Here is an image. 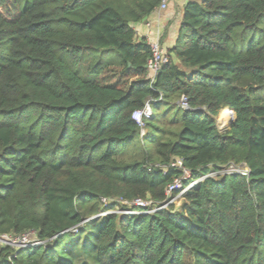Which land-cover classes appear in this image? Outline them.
Here are the masks:
<instances>
[{"label":"trees","instance_id":"1","mask_svg":"<svg viewBox=\"0 0 264 264\" xmlns=\"http://www.w3.org/2000/svg\"><path fill=\"white\" fill-rule=\"evenodd\" d=\"M161 2L0 0V264H264V0H188L150 80Z\"/></svg>","mask_w":264,"mask_h":264},{"label":"built area","instance_id":"2","mask_svg":"<svg viewBox=\"0 0 264 264\" xmlns=\"http://www.w3.org/2000/svg\"><path fill=\"white\" fill-rule=\"evenodd\" d=\"M169 0H162L160 6L156 10H165L167 3ZM151 21L146 22V28L147 31L144 34L145 39L147 40L149 47H150V57L146 61V69H147V74L150 80H154L155 76L157 73L160 71V69L169 61V54L168 52L162 47L160 43V30L155 28V30H152L151 27ZM180 105L184 107L185 109L187 108L186 105V99L184 97L181 98L180 100ZM229 110V109H228ZM229 113L231 116V110H229ZM151 116V108L148 104H146L143 108L134 110L132 112V118L135 120V122L140 126L143 127V119L144 118H149ZM168 167L176 168L181 170L182 174L179 178L174 179L172 183H170L166 190V201L160 206L163 207L167 205L168 203H172L177 201V198L183 194L188 188L196 184L201 180L195 179L184 185V180H187L189 178V171L185 169L182 165V161L179 158H175ZM167 168V167H166ZM166 168H163L164 171H166ZM239 173L241 175H248V168L244 165H228L226 167H223L219 169L215 174H224V173ZM174 191H179L177 195L172 196V193ZM104 200V199H103ZM124 204L128 206L126 210L122 211L124 213H136L138 212L137 210L133 209V206L136 207H150L152 205V202L149 200H143V199H134L130 202L123 201ZM0 244H5V245H11L13 247L17 248H24V247H29L32 245H37L39 244L38 241H36L32 236L31 233H25L21 236H8V235H1L0 236Z\"/></svg>","mask_w":264,"mask_h":264},{"label":"crops","instance_id":"3","mask_svg":"<svg viewBox=\"0 0 264 264\" xmlns=\"http://www.w3.org/2000/svg\"><path fill=\"white\" fill-rule=\"evenodd\" d=\"M188 0H169L165 10H156L145 21L133 25L138 38L144 37L147 31L146 22L151 21L152 30H160V43L168 52L176 38L182 8ZM145 38V37H144Z\"/></svg>","mask_w":264,"mask_h":264},{"label":"rangeland","instance_id":"4","mask_svg":"<svg viewBox=\"0 0 264 264\" xmlns=\"http://www.w3.org/2000/svg\"><path fill=\"white\" fill-rule=\"evenodd\" d=\"M166 8H167V6H166ZM165 8V9H166ZM228 109V108H227ZM221 113V112H220ZM234 116V113L232 112L231 113V116H230V118L232 119V117ZM231 119H229V117L225 120V121H222V117H220V114L217 116V124H218V127H219V129H221V130H227L228 128H229V126H230V124H231V122H230V120ZM131 146V148H127V153H129V152H134L135 151V149H137L136 148V144L135 143H132V145H130ZM129 151V152H128ZM127 153L125 154V156H127ZM124 156V154L122 155V157ZM216 175V174H215ZM214 175V176H215ZM176 205L179 203L178 202V200L177 201H175L174 202Z\"/></svg>","mask_w":264,"mask_h":264},{"label":"bare ground","instance_id":"5","mask_svg":"<svg viewBox=\"0 0 264 264\" xmlns=\"http://www.w3.org/2000/svg\"><path fill=\"white\" fill-rule=\"evenodd\" d=\"M230 113H229V110L226 108V109H223L220 113V117H222V121H225L228 117L230 119Z\"/></svg>","mask_w":264,"mask_h":264},{"label":"water","instance_id":"6","mask_svg":"<svg viewBox=\"0 0 264 264\" xmlns=\"http://www.w3.org/2000/svg\"><path fill=\"white\" fill-rule=\"evenodd\" d=\"M187 111H201L203 110L202 108H195V109H190V108H186ZM232 112V111H231ZM231 119V118H230ZM234 119V116L232 117V119L230 120V122Z\"/></svg>","mask_w":264,"mask_h":264},{"label":"clouds","instance_id":"7","mask_svg":"<svg viewBox=\"0 0 264 264\" xmlns=\"http://www.w3.org/2000/svg\"><path fill=\"white\" fill-rule=\"evenodd\" d=\"M230 110V109H229ZM232 111V110H231Z\"/></svg>","mask_w":264,"mask_h":264}]
</instances>
